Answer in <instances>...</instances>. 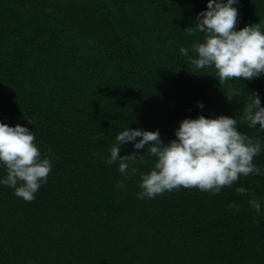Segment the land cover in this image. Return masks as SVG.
Wrapping results in <instances>:
<instances>
[{
  "label": "trees",
  "instance_id": "obj_1",
  "mask_svg": "<svg viewBox=\"0 0 264 264\" xmlns=\"http://www.w3.org/2000/svg\"><path fill=\"white\" fill-rule=\"evenodd\" d=\"M234 6L237 29L259 23L264 31V0ZM205 7L0 0V122L32 130L52 162L31 201L0 185V264H264V208L257 214L248 203L264 201V175H242L216 194L181 186L138 199L141 174L156 159L147 145H121L119 155L140 153L134 174L106 163L125 127L158 130L166 143L183 118L226 115L261 143L253 162L264 169V130L242 118L249 93L264 106V74L220 81L214 67L192 64L191 45L204 34L189 27ZM229 89L239 95L227 100Z\"/></svg>",
  "mask_w": 264,
  "mask_h": 264
},
{
  "label": "clouds",
  "instance_id": "obj_2",
  "mask_svg": "<svg viewBox=\"0 0 264 264\" xmlns=\"http://www.w3.org/2000/svg\"><path fill=\"white\" fill-rule=\"evenodd\" d=\"M237 3L238 0H206V7L197 13L195 28L189 27L190 32L204 34L203 42L191 45L196 53L190 57L192 64L196 68L214 67L220 81H246L264 74V31L259 23L235 27ZM179 52L187 56L189 48L182 46ZM234 95L239 93L229 89L224 97L232 100ZM197 107L203 108V104L197 102ZM242 118L249 128L256 129L258 124L259 130H264V106L259 94L249 93ZM236 125L234 116L186 117L175 128V138L166 143L161 141L158 130L125 127L115 135L106 163L118 162L122 175L134 174L137 170L129 165L140 153L119 155L121 145L132 142L134 149L147 145V152L156 159L153 168L141 174L138 199H151L181 186L216 194L242 175H264V169L253 162L262 150L261 143L239 131ZM34 141L35 134L28 127L0 122V168L5 170L0 185L11 187L25 201L35 198L52 169L51 158L42 155ZM123 186L122 180L116 182V188ZM236 190L246 191L243 187ZM248 203L257 214L264 208L262 200L250 199Z\"/></svg>",
  "mask_w": 264,
  "mask_h": 264
}]
</instances>
